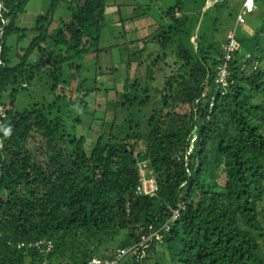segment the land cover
Returning a JSON list of instances; mask_svg holds the SVG:
<instances>
[{
	"label": "trees",
	"instance_id": "trees-1",
	"mask_svg": "<svg viewBox=\"0 0 264 264\" xmlns=\"http://www.w3.org/2000/svg\"><path fill=\"white\" fill-rule=\"evenodd\" d=\"M29 1L0 0V264L112 259L155 230L159 239L119 262L263 264L264 0L257 30L247 37L236 29L239 49L228 61L226 32L240 5L221 31L226 0H175L153 17L152 35L129 40L137 51L124 44V60L120 47L100 45L104 0H45L44 13L20 27ZM58 10L65 20L54 18ZM207 10L215 15L201 27ZM145 16L139 7L130 19ZM105 53L119 90L98 79ZM73 79L95 84L91 113L59 88ZM99 108L106 116L87 150L78 129L92 131ZM140 162L152 171V196L135 192Z\"/></svg>",
	"mask_w": 264,
	"mask_h": 264
},
{
	"label": "rangeland",
	"instance_id": "rangeland-1",
	"mask_svg": "<svg viewBox=\"0 0 264 264\" xmlns=\"http://www.w3.org/2000/svg\"><path fill=\"white\" fill-rule=\"evenodd\" d=\"M105 5L107 6L106 8V20L105 23L107 24L102 32H101V39H100V45L101 47L106 46V47H113L117 46L118 48L120 47V52L119 56L124 60L126 59V48L124 44L128 43L129 40H135V39H143L146 37H149L152 35L156 29L157 25H155V22L157 21L154 18H157V14L164 12L169 6L173 4L175 0H104ZM242 0H226V3L228 4L227 7H225V11L222 12V16L220 19V29L221 31L225 30L228 25L231 24L233 14L235 15L236 10L238 9L240 3ZM256 3L253 4L252 11L249 15L245 17V19H250L249 22L248 20L245 21V24H243L241 28L242 34L245 36L249 37L251 32H254L258 28V24L260 22V12L258 11V6L260 7V3L263 0H259L258 4ZM184 2H187L186 4H189L193 7H195L197 4L191 3V1L184 0ZM62 6V4H61ZM60 6V7H61ZM147 8L148 16L145 17H140V18H134L130 19L132 16V10L137 9V8ZM47 8V2L44 0H30L26 7H25V12L22 14H18L17 16V21L16 25L20 27H28L32 25L36 17L38 15H42L44 11ZM120 13V17L122 19L121 24L118 23V12ZM222 10V9H221ZM61 11V9H60ZM61 14L58 10L57 13H55L54 18L57 20H65L64 18L61 17ZM232 14V15H231ZM134 15V14H133ZM215 15V11H208L201 17L200 24L201 27L204 25H209L211 18ZM154 17V18H153ZM109 23V24H108ZM54 26V25H53ZM121 36V37H120ZM124 37V39L122 38ZM34 35L28 34L27 41L32 39ZM7 44L9 47H13L15 45V36L9 37L7 40ZM139 46V43H137ZM128 50L133 53L137 51V46L136 45H130L128 43ZM114 60V66H119L118 62L116 60V57H112ZM101 69H102V76H98V79L100 78L102 80V84L104 87H116V89H120L121 83L119 81H116V83H112L113 79L111 78L110 72L112 68V64L110 62L109 55L106 53L102 55L101 57ZM138 59V55L133 57L130 62V66L128 69V79L132 80L134 78V74L137 73L136 71V62ZM87 60L85 61L84 65H86ZM87 64H91L88 62ZM144 68L142 67L140 69V74L144 72ZM154 79L156 82L160 83L161 81V75L160 74H154ZM115 79L120 80V76H115ZM95 84L90 81L89 83H86L84 85H77L76 80H68L64 84L60 85L59 88H64L66 93L72 95V102L75 104H83L86 102L87 106L85 105V108L83 109L85 112L91 113L94 111V105L93 103V94H87L88 91L93 88ZM101 89V88H100ZM101 95L97 97L99 101H101ZM260 97L257 96V94H254L252 97V102L257 103L259 102ZM106 116V115H104ZM103 116V109L99 108L96 110V112L93 113V118L94 120L90 124V128L92 131L87 132L86 129H78L81 134L86 139V142L84 144V147L88 150L95 138L96 134L100 132L101 129V124L100 120ZM86 127V126H85ZM256 255L258 258L261 259L262 263L264 264V240L261 241L260 247L258 251L256 252ZM119 264H131L129 261V257H124Z\"/></svg>",
	"mask_w": 264,
	"mask_h": 264
},
{
	"label": "built area",
	"instance_id": "built-area-1",
	"mask_svg": "<svg viewBox=\"0 0 264 264\" xmlns=\"http://www.w3.org/2000/svg\"><path fill=\"white\" fill-rule=\"evenodd\" d=\"M255 0H243L241 6L235 16L234 25L228 31L226 36V44L223 47L225 61H228L231 57V54L239 49L238 42L236 40V29L245 23V17L251 13L253 4ZM248 58V55H247ZM218 71V79L217 82L220 85H225V77H226V63L224 62L219 68ZM138 166V175H139V184L137 185L135 192L138 195L142 196H152L156 191V184L152 177V171L148 169L146 162H140L137 164ZM176 216V212L173 217ZM154 236L155 239H159L160 236L158 234V230L152 232L149 236H142L140 240L126 249H117L114 257L112 259H103L98 257H92L89 259L86 264H118L119 260L127 253L134 254L140 247H142L150 237ZM35 247L40 248V244L36 242ZM51 247L49 242L46 243V246L40 251L48 252Z\"/></svg>",
	"mask_w": 264,
	"mask_h": 264
},
{
	"label": "crops",
	"instance_id": "crops-1",
	"mask_svg": "<svg viewBox=\"0 0 264 264\" xmlns=\"http://www.w3.org/2000/svg\"><path fill=\"white\" fill-rule=\"evenodd\" d=\"M242 1H243V0H242ZM242 1H241V3H242ZM255 1H256V0H255ZM240 6H241V4H240ZM239 8H240V7H239ZM238 10H239V9H238ZM237 12H238V11H237ZM236 14H237V13H236ZM249 14H250V13H249ZM249 14H248V15H249ZM235 16H236V15H235ZM234 20H235V18H234ZM247 20L249 21L250 19H247V18H246L245 21H247ZM249 22H250V21H249ZM250 23H251V22H250ZM244 24H245V23H244ZM233 25H234V22H233ZM241 26H242V25H241ZM241 26H240V27H241ZM243 26H244V25H243ZM232 27H233V26H232ZM240 29H241V28H240ZM229 30H230V28L228 29V31H229ZM228 31L226 32V36H227Z\"/></svg>",
	"mask_w": 264,
	"mask_h": 264
}]
</instances>
